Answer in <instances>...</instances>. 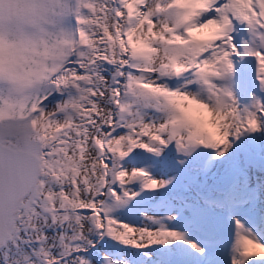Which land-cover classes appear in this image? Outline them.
I'll use <instances>...</instances> for the list:
<instances>
[{"label":"snow or ice","instance_id":"snow-or-ice-1","mask_svg":"<svg viewBox=\"0 0 264 264\" xmlns=\"http://www.w3.org/2000/svg\"><path fill=\"white\" fill-rule=\"evenodd\" d=\"M0 264H264V0H0Z\"/></svg>","mask_w":264,"mask_h":264}]
</instances>
